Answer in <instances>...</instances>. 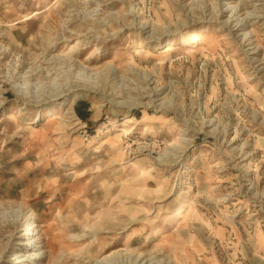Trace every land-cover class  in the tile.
Returning <instances> with one entry per match:
<instances>
[{"label": "rangeland", "instance_id": "374dc122", "mask_svg": "<svg viewBox=\"0 0 264 264\" xmlns=\"http://www.w3.org/2000/svg\"><path fill=\"white\" fill-rule=\"evenodd\" d=\"M0 264H264V0H0Z\"/></svg>", "mask_w": 264, "mask_h": 264}, {"label": "bare ground", "instance_id": "6f19581e", "mask_svg": "<svg viewBox=\"0 0 264 264\" xmlns=\"http://www.w3.org/2000/svg\"><path fill=\"white\" fill-rule=\"evenodd\" d=\"M54 112H56V111H54V109H53V111L49 110V113L46 114V117H47L49 114L52 115ZM52 116H53V115H52ZM185 206H186V204H185Z\"/></svg>", "mask_w": 264, "mask_h": 264}]
</instances>
